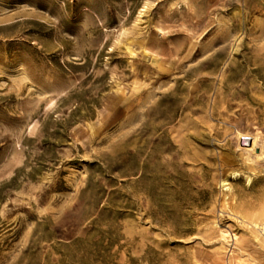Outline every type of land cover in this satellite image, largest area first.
Masks as SVG:
<instances>
[{
	"label": "rangeland",
	"instance_id": "rangeland-1",
	"mask_svg": "<svg viewBox=\"0 0 264 264\" xmlns=\"http://www.w3.org/2000/svg\"><path fill=\"white\" fill-rule=\"evenodd\" d=\"M0 264H264V0H0Z\"/></svg>",
	"mask_w": 264,
	"mask_h": 264
},
{
	"label": "bare ground",
	"instance_id": "bare-ground-1",
	"mask_svg": "<svg viewBox=\"0 0 264 264\" xmlns=\"http://www.w3.org/2000/svg\"><path fill=\"white\" fill-rule=\"evenodd\" d=\"M236 47H237V45H236ZM221 55H223V51H218L215 49L212 52L203 56L202 58L197 59L193 65H189L188 67L183 69L182 77L183 78H189V77L195 76V75L201 73L202 70H204L208 67L211 68L210 72H215L218 68L219 63H220ZM163 66L164 65L162 63H159V70L160 71H162V69L164 68ZM229 71H230L229 74L223 73L222 76L220 77V81L222 82V84L227 89L232 87V86H236L232 83V80L234 79L235 76L238 75L237 72L233 73L231 71V69H229ZM159 73H161V72H159ZM207 80H210V77L206 76V78L199 80L200 85L198 88L197 87L196 88H194V87L190 88L189 90L186 91L187 93L185 92L181 98H178L177 110L183 111L185 109H189V110H191L192 113H196L197 111L201 110L202 105L205 103V101L203 100L205 97V91H202V89L205 88V87H203V85L207 84ZM224 95H225V91L223 93L222 91L219 90V92L216 93V95L213 99V102H212V106H211V113L212 114L215 113L218 105H220V102L223 100L222 96H224ZM227 106H226V108H227ZM168 107H169V105L166 103L165 93L163 90L160 89L158 91V96L153 101L151 108L157 117H160L162 120L165 119L164 122H169V121H172L174 119L175 113L169 112ZM161 123L162 122H160V124ZM180 125H181V128L189 129L193 124H192L191 120L185 119V121ZM157 128H159V125L156 127H153V130L150 132V135L147 136L143 145L141 146L142 152L145 150L147 152L146 156L144 158L143 164H142L143 167H145L146 159L156 157V155H155L156 150L159 147H161V145H162L163 132H161L159 135L158 134L154 135V132ZM255 142L256 141L254 139L253 143H255ZM172 146H173V142L164 144L161 148L163 150H170L172 148ZM233 172H235V170ZM143 176H144V172L141 173L140 177H143ZM258 218H260V217L258 216L257 218L252 220L255 225H259V219Z\"/></svg>",
	"mask_w": 264,
	"mask_h": 264
}]
</instances>
